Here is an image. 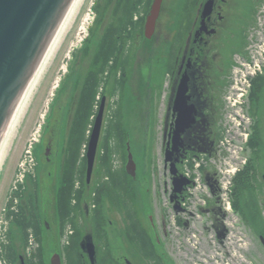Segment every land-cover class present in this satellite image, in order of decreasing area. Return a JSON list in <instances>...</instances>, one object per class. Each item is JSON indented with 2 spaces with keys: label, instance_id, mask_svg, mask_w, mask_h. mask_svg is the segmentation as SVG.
<instances>
[{
  "label": "rangeland",
  "instance_id": "rangeland-1",
  "mask_svg": "<svg viewBox=\"0 0 264 264\" xmlns=\"http://www.w3.org/2000/svg\"><path fill=\"white\" fill-rule=\"evenodd\" d=\"M93 1L81 0L71 10V14L68 13L39 68L40 70L37 72L38 74H36L30 85L24 97L25 99H23L22 105L24 106L21 108L19 116L17 115L16 123L13 128L12 126L9 128L8 135L5 134L1 146L0 184L3 179L7 182V186L19 159L28 143L31 142L29 139L38 128V125L43 124L42 129L38 132L39 139L34 150L35 160L37 161L36 189L34 191L37 198V212L40 215L43 227V250L46 259L52 253L57 252L60 247L53 195L58 185L62 152L68 134L71 113L77 99L78 90L76 87L82 82L90 66L94 48L111 11L110 8L105 11L103 21L95 28L94 36L87 44V53H84V44L80 47L82 42L77 43L76 40L82 34L81 24L84 23L85 25L86 21L91 20L92 13L89 9ZM177 1L165 0L154 36L149 42L140 41L138 58L134 64L133 78L128 83L125 97L122 98V124L127 130V143L136 166L135 203L141 212L140 216L144 224L149 228L150 224L159 226L164 221V225H161L162 230L159 227V236L155 227L151 228L150 232L153 238H164L167 250L162 247L163 249L161 248L160 252L164 254L166 259L174 261L175 264H207L206 262L211 264L213 263L211 258L215 255V264H264V247L259 239V237L264 239V86L253 106L260 137L258 164L255 166L257 171L254 170L252 175L254 179L249 182V187L241 195L248 206L244 211V216L240 211L234 214V217L238 219L240 229L234 231V237L236 235L234 241H239L237 248L234 247V250H232L230 243L226 242L227 236L230 235H226L224 241L230 251L229 254L228 250H225L211 236L215 234L212 228L210 230L204 229L200 222H194L192 219L183 218V221H187V225L181 227V229H175L168 215V226L166 225V211H170V206H165L168 204L167 192L170 182L168 170L163 166L162 119L160 116L165 111L166 89L170 83H168V78L165 77L164 60L160 59L156 62L155 58L161 57L170 40L176 16L174 10ZM247 2L250 5L251 1L248 0ZM87 13H89V18ZM71 55L73 56L72 59H70ZM151 59L152 64L150 63ZM207 59H210V57L208 56ZM68 64L70 71L60 82V85L52 91L57 78L62 76V70H65ZM213 65L212 61H208L207 68H212ZM151 70L153 73L151 78H148V72ZM145 81L148 83L144 84ZM75 84L77 85L74 87ZM214 93H218L217 87L213 89L212 94ZM109 98L110 95H107L104 114L107 110L105 108ZM46 106L49 112L44 114ZM148 111L152 113L150 118H147ZM221 120L218 122L219 124H221ZM117 162H120V157H117ZM32 191L31 183L27 182L25 194L27 195ZM1 192L2 187L0 195ZM210 208H212V205H210ZM180 216L184 215L181 214ZM107 218L109 222L105 229L112 255L121 263H124V259L128 258L134 264H145V262L139 263L134 252L124 244L119 216L113 212H108ZM166 226L169 232L168 238L164 236ZM194 229L195 231L201 229L197 235L200 243L198 244V250H195L197 252L192 254V249L186 241V235H189ZM10 230L11 241L16 249L21 251L22 245L17 230L13 226ZM179 242L181 244L180 250L177 247ZM208 245H212L213 252H210L211 249ZM156 248L159 249V246L157 245Z\"/></svg>",
  "mask_w": 264,
  "mask_h": 264
},
{
  "label": "trees",
  "instance_id": "trees-1",
  "mask_svg": "<svg viewBox=\"0 0 264 264\" xmlns=\"http://www.w3.org/2000/svg\"><path fill=\"white\" fill-rule=\"evenodd\" d=\"M151 0H96L93 5L95 17L92 25L88 28V36L84 40V53H87V44L95 33V28L103 21L105 11L111 7V15L104 27L103 36L97 44L92 61L88 68L87 78L84 81L77 109L73 118L72 128L67 138V147L64 150L63 171L60 176L59 185L55 191V210L57 212L59 233L60 235L66 224H71L74 233L70 236L69 245L63 246L61 252L65 255L66 264H90L86 256L80 248V240L84 235V223L81 222L83 214V205L81 203V194L83 191V171L85 168V159L80 155V149L84 141L85 130L89 123V117L92 113V107L95 102V95L103 78V72L106 70L108 61L114 59L116 64L111 67L112 70H123L125 63L129 64L130 53L133 52L131 45L135 37L142 38V26L144 15L147 13ZM139 16L133 20L134 14ZM181 33V30H180ZM143 39V38H142ZM121 52L120 56L118 53ZM126 57V58H125ZM263 83V77L256 79V86L259 88ZM123 86V81L117 79L111 86L110 94L112 96L119 95ZM254 92H252V95ZM119 99V98H118ZM115 100L114 106L111 107L110 117L106 121L104 136L101 139L99 148L102 153L97 154L96 166L94 168V178L92 180L90 193L95 192V203L99 211H92L87 216V220L91 222V234L96 244V260L94 264H119L116 262L106 245L100 242L99 233L103 231V213L100 210V198L103 193L108 195L109 200L113 204L114 210L119 213L124 222L123 233L134 248V250L146 258H155L150 237L141 224L134 205V193L131 188L130 177L125 173L123 164L120 167H113L114 155L118 152L124 160V129L121 123V106L119 100ZM220 132H217V138ZM256 142L249 140V146L255 147ZM254 151V150H252ZM187 153V152H186ZM193 153H189L191 155ZM188 155V154H187ZM124 162V161H123ZM250 164V161L249 163ZM249 166L245 167V169ZM236 178V190L240 189L245 179ZM107 180H104V177ZM78 181L79 187L75 188V182ZM75 198L76 202L73 203ZM27 209L25 205H20L19 213L12 219L11 225L17 230L22 247H25L28 232L31 231L38 242V249L29 257L24 256L25 264H46L42 258V226L40 218L34 211L33 197L26 199ZM233 207L237 208L236 202L233 200ZM84 219V216H83ZM11 230L9 229L7 237L8 242L2 244L1 256L5 258L9 264L17 259L15 245L11 240ZM97 237V238H96ZM21 247V249H22ZM161 264V263H155Z\"/></svg>",
  "mask_w": 264,
  "mask_h": 264
},
{
  "label": "water",
  "instance_id": "water-1",
  "mask_svg": "<svg viewBox=\"0 0 264 264\" xmlns=\"http://www.w3.org/2000/svg\"><path fill=\"white\" fill-rule=\"evenodd\" d=\"M68 1L69 0H0V130L8 119L11 107L14 104L18 92L36 64L44 43L54 29ZM74 2L75 0H70L65 14L60 20V24L48 38L46 43V46L47 44L48 46L44 51V55H42L32 78L28 82V85L19 98L16 107L4 127L2 133L3 138ZM160 3L161 0H153L146 17L144 35L147 38L151 36L154 30ZM209 8L210 2L206 4L203 14L208 12ZM185 82L186 77L180 82L175 100L174 110L177 111L178 114L175 121V128L172 132L171 146L170 149L165 150V161H171L170 172L173 175L176 174L174 165L176 158L173 159V154L178 151V146L181 144L179 140L180 134L194 122L193 115L195 114V109L192 104L188 105L186 103L189 96L185 95L187 89ZM100 111L101 107L96 117L86 154L87 180L89 179L98 138ZM168 145L169 142L167 143V146ZM127 157L128 160L125 166L126 171L134 175V163L130 152H128ZM184 183H186L184 178L173 177V191L179 193ZM86 248L90 259H92V243L88 242ZM50 263L60 264L57 254L51 257Z\"/></svg>",
  "mask_w": 264,
  "mask_h": 264
},
{
  "label": "flooded vegetation",
  "instance_id": "flooded-vegetation-1",
  "mask_svg": "<svg viewBox=\"0 0 264 264\" xmlns=\"http://www.w3.org/2000/svg\"><path fill=\"white\" fill-rule=\"evenodd\" d=\"M206 0H185L188 9H194L197 16L187 35L184 37L180 51L174 52L172 81L186 70L189 77V93L191 102L195 105H204L198 88L192 84L197 78H202L206 73L204 67L208 61L213 62L214 71L219 70L224 76L231 64L234 52V30L237 20L252 22L253 12L250 11L248 18L244 11H240L238 0H213L210 14L204 19L203 29H199L200 11ZM241 24L239 23V27ZM210 59H207V57ZM207 59V64H206ZM206 65V66H205ZM170 104V102H168ZM173 114L169 111L168 117ZM203 120H208L201 116Z\"/></svg>",
  "mask_w": 264,
  "mask_h": 264
},
{
  "label": "bare ground",
  "instance_id": "bare-ground-1",
  "mask_svg": "<svg viewBox=\"0 0 264 264\" xmlns=\"http://www.w3.org/2000/svg\"><path fill=\"white\" fill-rule=\"evenodd\" d=\"M80 1L81 0H75V2H74V4H73V6H72V8H71V10L75 7V5H77L78 3H80ZM71 10H70V12H71ZM69 12V13H70ZM71 14V13H70ZM85 27H86V25H84V23H82L81 24V29H82V31H84L85 30ZM40 70V69H39ZM38 74V73H37ZM38 77V76H37ZM34 85V84H33ZM25 99V98H24ZM23 102L24 101H22L21 102V104H20V106H19V108H18V110H17V112H16V114H15V116H14V118H13V120L11 121V123H10V126H9V128L12 126V128H13V126H14V124L16 123V120H17V117L19 116V113H20V111H21V108L24 106V105H22L23 104ZM26 102V101H25ZM18 115V116H17ZM9 128H8V130H9ZM8 130H7V133H6V135H8ZM38 132L39 131H37L36 133H34V139L38 136ZM5 137V136H4ZM4 139V138H3ZM6 140V139H5ZM3 141V140H2ZM1 146H2V142H1V144H0V157H1V155H2V150H1Z\"/></svg>",
  "mask_w": 264,
  "mask_h": 264
}]
</instances>
